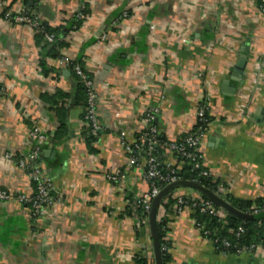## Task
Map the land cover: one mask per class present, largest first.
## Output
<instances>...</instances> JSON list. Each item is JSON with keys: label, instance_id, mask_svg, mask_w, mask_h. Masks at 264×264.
<instances>
[{"label": "crops", "instance_id": "obj_1", "mask_svg": "<svg viewBox=\"0 0 264 264\" xmlns=\"http://www.w3.org/2000/svg\"><path fill=\"white\" fill-rule=\"evenodd\" d=\"M84 10L58 58L16 20L34 15L65 33ZM243 55L244 74L227 81ZM72 62L94 82L101 131L91 142L83 135L86 108L73 105L80 79ZM59 92L70 98L58 113L43 97ZM205 96L212 119L202 145L206 169L230 197L263 198L264 15L255 0H0V190L35 193L28 174L4 156L28 154V133L38 125L48 135L39 161L54 201L38 219L24 204L0 201V264L153 259L148 224L141 225L134 205L150 189L145 157L130 167L123 142L133 147L140 140L151 110L166 141L181 139L195 130ZM117 172L118 179L108 178ZM173 210L166 215L171 264H264V248L219 252L188 210Z\"/></svg>", "mask_w": 264, "mask_h": 264}, {"label": "trees", "instance_id": "obj_2", "mask_svg": "<svg viewBox=\"0 0 264 264\" xmlns=\"http://www.w3.org/2000/svg\"><path fill=\"white\" fill-rule=\"evenodd\" d=\"M257 2L258 7H264V0H255ZM88 10H84L81 14L86 15ZM83 24V21L77 20V17L71 23L69 28L63 32L62 29H53L49 26L43 25L40 23V27L33 29L36 35V39L38 44L43 42V45H40L43 50L47 53L48 57L58 58L61 55V51L68 47V43L64 41L65 37L72 31L78 30ZM53 35L55 37L54 42L51 44L52 48L48 50L50 43L46 42V36ZM81 63L72 62V65H78ZM76 95L73 98V105L82 106L86 108L87 105V93L86 89L78 80V83L75 87ZM69 96L59 92L55 97L47 98L43 97V99L50 105L52 110H56V112H61L64 110L63 106H65L69 100ZM201 107L205 110L204 119H199L197 121V125L195 130L198 128L207 129L208 125L212 122V119L209 115V109L206 108L205 103L201 105ZM86 115V113L84 114ZM85 118V116H83ZM157 117L155 115V120L152 125L158 130L159 125L157 122ZM84 120V119H83ZM85 121V120H84ZM64 125H61L63 128ZM194 130V131H195ZM61 132V128H60ZM149 131L147 130L144 134H147ZM83 135L86 137L88 142L96 140V136L91 133V126L88 122L85 121V128L83 131ZM187 135L177 140L178 144L183 143L184 139ZM59 137V131L56 133V137ZM138 139H141L138 138ZM150 140V135L144 137L145 143H142L140 140L136 143L139 146V149L135 151V157L139 158L142 156L145 159L148 157L149 152L158 158L160 163V170L163 175H174L180 180L194 181L197 182L206 188L212 190L215 193L220 194L227 201H229L235 208L238 210L252 214L254 219L251 221H244L240 219L231 218L228 214L225 220H221L213 214L208 212H202L199 204L202 202H208L214 207L216 210H220L216 205H214L211 201H209L206 197H202L200 195L189 196L190 199L187 201L186 206L184 205L183 209L188 210L192 214V218L195 221L197 227L201 230L205 239L209 240L213 243V245L217 248L219 252L225 254L236 255L239 254L240 251L249 249L251 246H257L264 248V197L258 199L255 202L251 201H243L230 197L228 194H221L219 192V182L216 181L212 176L206 177L203 176V169H195L194 162L188 160L186 158L180 157L176 153H173V157L175 161L170 163V167H168L169 162H166L164 154H166L165 149H163V145L168 143L164 137L159 134L156 137L158 141L156 146L152 147L150 151L148 142ZM207 170V169H206ZM150 186L154 185L155 187L164 188L166 185L159 180H150ZM187 191L186 189H183ZM187 193H189L187 191ZM197 197V198H195ZM197 199V200H196ZM201 200V201H200ZM178 201L175 198L174 194L167 196L163 203L160 206L158 212V233L161 245V254L163 264H171L172 257L170 254L171 250V241L168 238L170 233V221L166 219L165 216H162V212L166 215L171 212L173 208L178 205ZM197 204L198 206L193 207L192 205ZM29 208V205H26ZM256 206L260 209L261 214H255L253 212V207ZM176 209L173 210L175 213ZM177 212V211H176ZM242 229L243 232L240 236H237L239 230ZM224 241L230 244L229 247L224 245ZM166 248L167 250H164ZM134 264H154V260L148 255L140 254L134 257Z\"/></svg>", "mask_w": 264, "mask_h": 264}, {"label": "built area", "instance_id": "obj_3", "mask_svg": "<svg viewBox=\"0 0 264 264\" xmlns=\"http://www.w3.org/2000/svg\"><path fill=\"white\" fill-rule=\"evenodd\" d=\"M87 4H92L95 0H85ZM259 11L262 15H264V7H259ZM86 19V16L84 14H79L77 16V20L84 21ZM17 21L25 23L29 25L32 29H36L40 27V22L38 21L37 17L34 15H21L16 18ZM55 37L53 35H47L46 36V42L52 44L54 42ZM63 64L69 65V61L66 59V61H62ZM74 72L80 79V83L84 86L87 93V105H86V115L84 120L88 122L91 126V133L93 135H98L101 131V124L98 118L97 113V95L95 93L94 89V82L92 78L89 77L88 74L83 72L82 68L79 65H74ZM205 106L207 109L210 107L209 102V96L204 97ZM156 111H148L145 115V123L148 127V133L143 134L140 141L144 143V137L147 135H150V140L148 142V146L150 151L152 150L153 146H156L158 141L156 140V137L158 135V130L152 125L153 121L155 120ZM205 116V110L202 107H199L197 111V119L201 120L204 119ZM197 120V121H198ZM206 130L203 128H198L195 131L189 133L183 143L178 144L175 142H168L164 144L162 147L165 149L167 153L173 154L176 153L180 157L186 158L188 160H191L194 162V168L195 169H204L202 172L203 176L211 177V174L208 170H206V167L204 165L205 158L204 153L202 152V145L206 137ZM48 139V135L45 131H43L38 125H34L32 129L28 133V142L30 145V148L28 150V154H19L20 156H17L15 153H7L5 154V160L8 162L15 161L18 168L25 171L30 180L36 185V191L33 194H20V195H13L12 193L0 190V201L10 202V201H17L20 204L29 205L28 211L30 213L31 218L38 219L40 217H43L45 213L52 208L54 205L53 198L51 197V179L48 178L46 175L42 165L40 164L39 158H40V152L41 147L44 143H46ZM123 145L125 146L126 150L130 152L132 155L130 157L129 166H140V160L139 158L135 157V151L136 149H139V146L135 144L133 147H130L126 144V142H123ZM170 163L168 164V167H170ZM160 163L158 161V158L153 156L150 152L148 154V157L145 159V176L150 180H159L162 183H164L166 186L174 183L176 181H179L176 176L174 175H163L160 170ZM121 172H117L116 175H109L108 178L110 180L118 179L121 175ZM162 190V188L155 187L154 185L150 186V189L143 193L136 201L134 202L135 207L139 208L142 211L143 218L141 221V225L148 224V217L149 213L151 211L152 202L155 199V197L159 194V192ZM221 194H226L221 191H219ZM175 198L178 201V205L175 206V209L178 214L183 213L185 210L183 209L184 205L186 206L187 201L190 199V195L187 193V191H184L183 189L177 190L175 193H173ZM193 196V195H191ZM197 198V197H195ZM197 200V199H196ZM201 201V200H200ZM193 207L198 206L197 204L192 205ZM199 207L201 208L202 212H208L210 214L215 215L221 220H225L227 217V214L222 210H216L212 205L208 202H202L199 204ZM253 212L259 213L260 209L256 206L253 207ZM162 216L166 217V214L162 212ZM243 232L242 229L239 230L237 233V236H240ZM224 245L229 247L230 244L226 241H224ZM164 250H167L164 248ZM262 250L261 247L257 246H251L249 249L242 250L239 252V254L243 252L248 253H254L256 251Z\"/></svg>", "mask_w": 264, "mask_h": 264}, {"label": "water", "instance_id": "obj_4", "mask_svg": "<svg viewBox=\"0 0 264 264\" xmlns=\"http://www.w3.org/2000/svg\"><path fill=\"white\" fill-rule=\"evenodd\" d=\"M30 2H32V0H30ZM246 64L247 56L243 55L236 64V66L231 69L229 76L226 77V80H236L237 78H234V75L242 76L244 74ZM179 189H186L191 195H200L202 197H206L209 201H211L214 205L220 208V210L228 214L231 218L240 219L244 221H251L254 219V216L252 214L244 213L238 210L220 194L213 192L212 190L206 188L205 186L197 182L179 180L174 183H171L165 186L155 197L152 202L151 211L148 217V227L153 248L154 264H163L157 225L158 212L164 199L167 196L172 195Z\"/></svg>", "mask_w": 264, "mask_h": 264}]
</instances>
